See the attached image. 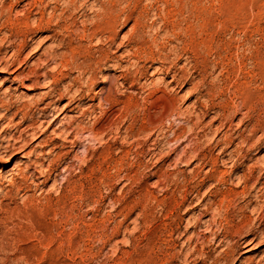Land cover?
Here are the masks:
<instances>
[{
	"label": "rangeland",
	"instance_id": "1",
	"mask_svg": "<svg viewBox=\"0 0 264 264\" xmlns=\"http://www.w3.org/2000/svg\"><path fill=\"white\" fill-rule=\"evenodd\" d=\"M3 1L33 30L0 66L12 264H264V0Z\"/></svg>",
	"mask_w": 264,
	"mask_h": 264
},
{
	"label": "bare ground",
	"instance_id": "2",
	"mask_svg": "<svg viewBox=\"0 0 264 264\" xmlns=\"http://www.w3.org/2000/svg\"><path fill=\"white\" fill-rule=\"evenodd\" d=\"M14 1V0H13ZM5 1H0V34H2V38L1 41L4 46L6 44V49L11 51V55L8 59V61H6L4 58L0 59V66H3L4 69H11L14 67L20 68L24 65L25 62L22 61V55L26 52L28 46H29V42L31 41V39L29 40V37L33 34V30L28 26V17H23L24 19L21 20H13V18L11 19V17L6 16L7 12V8H5L4 6ZM35 3V2H34ZM16 5V4H15ZM10 6V5H9ZM13 6V5H12ZM45 8V7H44ZM55 9V8H54ZM24 10V9H23ZM27 12V11H26ZM31 12V11H30ZM10 13V12H9ZM24 13V12H23ZM22 13V15H23ZM10 15V14H9ZM30 16V15H29ZM19 17V16H17ZM53 17V16H52ZM5 18V19H3ZM4 20V21H3ZM42 20V19H41ZM115 20V19H114ZM40 21V20H38ZM39 23V22H38ZM98 23V22H97ZM33 26V25H32ZM103 27V26H102ZM62 37V36H61ZM35 45V44H34ZM2 46V45H1ZM3 46V47H4ZM53 50V49H52ZM38 51V50H37ZM56 54V53H55ZM53 59L55 57L54 54H51ZM5 56V55H4ZM58 56V55H57ZM136 57V56H135ZM8 58V57H7ZM4 59V60H3ZM56 59V58H55ZM57 60V59H56ZM50 61V60H49ZM56 63V62H55ZM18 65V66H17ZM96 65V64H95ZM36 69V68H35ZM3 70V69H2ZM29 70V69H28ZM31 72V71H30ZM33 72V71H32ZM31 74V73H30ZM88 76V75H87ZM35 78V77H34ZM39 84V83H38ZM162 84V83H161ZM157 88V87H156ZM160 89V88H159ZM111 91V90H110ZM56 93V92H55ZM57 104V102H56ZM55 104V105H56ZM130 105V104H129ZM55 109V107H54ZM44 115V114H43ZM48 115V114H47ZM51 116V115H50ZM47 117V116H46ZM34 126V125H32ZM39 126V125H38ZM224 126V125H223ZM29 127V125H28ZM31 127V126H30ZM32 129V127H31ZM26 130V129H25ZM35 131V130H34ZM92 135V134H91ZM103 136V135H102ZM17 138H13V142H7V144L3 147H0V151L2 152H8L10 150L14 151L13 155L11 158L16 157L17 155H19L20 153V148L17 147L19 146L18 144L24 140L22 136V134L20 136H16ZM26 137V136H25ZM11 141V140H10ZM73 141V140H72ZM89 142V141H88ZM198 145V144H197ZM22 150V149H21ZM87 150V149H86ZM190 155V154H189ZM198 155V154H197ZM181 158V157H180ZM95 165V164H94ZM49 166V165H48ZM89 169V168H88ZM44 175V174H43ZM11 178V177H10ZM13 179V178H12ZM241 179V178H240ZM240 181V180H239ZM12 183V181H11ZM248 187V186H247ZM33 209V208H32ZM61 209V208H60ZM29 210V209H28ZM37 211V210H36ZM42 211V210H41ZM32 212V211H31ZM29 212V213H31ZM35 212V211H34ZM33 212V213H34ZM64 212V211H63ZM17 213V212H16ZM40 213V212H39ZM45 213V212H44ZM48 213V212H46ZM23 214V213H22ZM43 214V212H42ZM72 214V213H71ZM13 215V214H12ZM25 215V214H24ZM32 215V214H31ZM23 216V215H22ZM36 214L35 217L32 215L30 217L27 218V222H25V225L22 223L18 224H14L15 225V233H17L18 235H22V236H28V235H32L34 234V236L37 238L39 243H43V240L45 239V234H44V227L43 224L41 222V220L36 218ZM40 216V215H39ZM71 216V215H69ZM9 217V215H8ZM26 217V216H25ZM46 217V216H45ZM10 218V217H9ZM18 218V217H17ZM214 218V217H213ZM16 219V218H15ZM26 220V219H25ZM24 220V221H25ZM10 221V220H9ZM15 222V220H14ZM16 223V222H15ZM10 224V223H9ZM13 224V223H12ZM11 224V225H12ZM48 224V223H47ZM47 228V227H46ZM47 230V229H46ZM45 230V231H46ZM9 231V230H8ZM48 232V231H47ZM46 232V233H47ZM14 233V234H15ZM16 234V235H17ZM14 236V235H13ZM48 236V235H47ZM192 236V235H191ZM32 237V236H31ZM190 237V236H189ZM15 238V237H14ZM23 238V237H22ZM26 238V237H25ZM35 238V239H36ZM71 238V237H70ZM6 239V238H5ZM16 239V238H15ZM25 240V239H23ZM50 240V239H49ZM38 243V244H39ZM9 243H0V264H12V262L16 259L13 258V255H9L8 251H10V246L8 245ZM23 244V243H22ZM23 249V248H22ZM23 251V250H22ZM22 254V253H21ZM24 254V253H23ZM33 254V253H32ZM20 255V254H19ZM12 256V257H11ZM18 257V256H17ZM42 261V260H41ZM58 263V262H57ZM18 264V263H17Z\"/></svg>",
	"mask_w": 264,
	"mask_h": 264
}]
</instances>
